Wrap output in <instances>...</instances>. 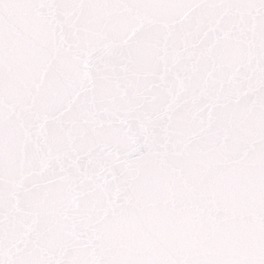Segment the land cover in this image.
<instances>
[{
  "label": "snow or ice",
  "instance_id": "obj_1",
  "mask_svg": "<svg viewBox=\"0 0 264 264\" xmlns=\"http://www.w3.org/2000/svg\"><path fill=\"white\" fill-rule=\"evenodd\" d=\"M0 264H264V0H0Z\"/></svg>",
  "mask_w": 264,
  "mask_h": 264
}]
</instances>
